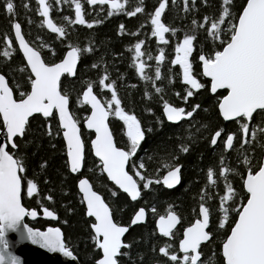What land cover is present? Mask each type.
<instances>
[{
	"label": "snow or ice",
	"instance_id": "obj_1",
	"mask_svg": "<svg viewBox=\"0 0 264 264\" xmlns=\"http://www.w3.org/2000/svg\"><path fill=\"white\" fill-rule=\"evenodd\" d=\"M86 2L89 6L110 4L108 16L115 11L139 20L137 14H140L144 17V24L150 26V36L165 45H168L166 33L170 34L169 39H176L170 64L179 66L178 75L184 87L177 96L188 104L184 108L165 101L162 112L168 122H180L182 117L192 118L194 113L199 114L197 110L200 105L190 102L189 98L199 95L194 90L202 89L216 96L214 108L218 122L207 141L210 147H222L228 152L237 146L251 145L254 140L264 142V0H239V3L236 0H218L217 11L213 15H203L199 22L195 18L198 12L196 0H181V18L190 19L192 26L190 31L183 33L182 38L179 37L180 30L166 23L169 16L177 11L176 0H169L167 4L166 0H156L151 10L143 4V0L135 5L118 3L117 0ZM35 3V11L42 18L41 24L58 37H67L66 28L73 24H87L91 28L92 24L100 23L99 20H85L80 0H50L48 3L46 0H35ZM203 3L204 0H201ZM61 5L74 8V18L61 13L64 23L58 24L50 18V10L61 12ZM28 7L25 2L23 8ZM0 11L10 21L8 31L0 34V48L3 49L0 55L12 58L16 52L22 53L21 67L17 72L21 78L26 77L22 88L15 77L9 79V73L0 72V248H9L8 234L15 232L20 240L29 241L48 252H58L70 258L72 264H81L79 251L71 246V242L65 243L60 228L50 227L40 231L24 222L26 216H37L36 210L22 204V194L26 188V196L32 197L37 188L33 179L28 178V160L23 150L31 143L28 137L33 121L39 120L49 143L62 133L66 153L64 167L72 174H79L78 192L87 217L85 239L89 252L84 264H136L132 257L135 242L124 237L132 225L144 220L145 208L140 207L135 212L130 224H122L117 217L118 209L112 207L111 202L113 198L119 200L117 194L121 190L132 201H137L141 197V189H149L153 183L140 171L145 167L141 155L145 150L141 148V142L146 133L152 132V128L144 127L137 115L122 107L115 82L107 75H100L95 82L86 80L74 101L77 105L90 106V114L84 116L82 126L94 131L90 151L96 159L86 160L85 142L82 140L84 133L78 127L79 119L70 112V94L67 86L62 87L61 77H72L81 54L92 49L68 44L66 51L61 47L58 49L60 55L46 59L40 47L30 45L25 38L24 25L17 19L14 0H0ZM32 23L29 18L27 24ZM140 27L143 28V24ZM196 29H201L205 33L204 39L210 42L207 50L203 44L196 47L199 39ZM118 31L135 37V43L129 48L135 73L141 79L153 81V77L144 75L145 68L149 67L144 59L146 57L147 61L156 62L154 77L162 78L160 62L165 60V56L142 51L145 39L126 31L124 25H120ZM157 49L159 53L165 51L159 43ZM49 51L53 52L52 49ZM194 65L198 72L194 70ZM91 67L96 68L97 65L94 63ZM168 72H171L170 68ZM198 76L207 80L202 82ZM76 79L79 80V77ZM95 88L101 91L107 89L110 97L103 98L95 92ZM218 90L221 91L218 93ZM161 91L160 87H155L156 93ZM110 116L122 122L120 131L126 137L122 144L114 141V135L119 133L116 129L110 131ZM224 122H230L232 128L221 127ZM261 147H264V143H261ZM179 151L187 153L189 148L181 145ZM171 160V163L163 165L164 171L156 176L155 185L162 183L171 189L180 183L182 165L176 157H171ZM251 160L252 157L243 152L237 157L243 169L238 173L242 181L241 192H237L227 180L228 174H237V169L226 167L223 156L216 171L211 167L207 169L205 187L199 191L196 218L186 227L180 225L182 233L176 227L180 219L177 214L169 211L166 216H159L155 227L168 240L162 245L153 246L158 256L157 264H208L201 256L207 244L213 243L218 236L219 264H264V153L255 165ZM88 162L106 173L115 191L106 188L102 196L99 190L93 189L89 179L83 178L85 173L81 172L82 166ZM88 171L91 172L92 168H88ZM220 181H223L222 185L218 183ZM209 188L219 191L213 196L211 191L206 190ZM206 198L218 201L215 212L211 206H205ZM43 215L56 218L55 213L47 208ZM210 216L214 217L212 227L209 226ZM0 264H9L4 252H0ZM11 264H21V261L14 258Z\"/></svg>",
	"mask_w": 264,
	"mask_h": 264
},
{
	"label": "trees",
	"instance_id": "obj_2",
	"mask_svg": "<svg viewBox=\"0 0 264 264\" xmlns=\"http://www.w3.org/2000/svg\"><path fill=\"white\" fill-rule=\"evenodd\" d=\"M120 3H130L135 5L140 0H119ZM17 6V19L24 25L25 38L30 45L40 47L42 54L46 59H52L53 55H60L59 48L67 50L68 44L92 49L89 52L82 53L79 58L74 77H62V87L67 86L70 94V110L71 113L80 121L82 140L85 142L84 153L88 160H95L90 151V139L93 134L82 126L84 116L89 114V108L86 105H77L74 103L77 94L81 92V87L84 81H97L100 75H107L111 81H114V87L118 97L122 101V107L132 111L137 118L141 120L144 127L152 128L151 133H146L145 139L141 143V148L145 151L141 153L145 164L144 169H141V174L146 178H150L153 183L149 189H141V197L136 202L130 199L123 193L118 192L119 200L113 198L111 206L118 209L117 217L124 224H130L131 217L140 207H144L147 219L145 224L135 226L129 229L125 240L134 241L132 252L133 260L136 264H157L158 256L153 251L154 245H162L168 238L158 234L155 227L157 218L161 215H167L169 211L177 214L179 226H187L193 220L195 213L198 212L199 191L205 187L206 172L209 167L216 171L220 166V157H224V165L226 167H235L237 174H228L227 180L232 183L237 192H241V184L239 171H242V164L237 162V157L240 153L250 155L252 164L255 165L262 153L264 147L261 143L254 140L251 145H244L242 148L237 146L236 149H230L225 152L222 147H210L207 143L213 126L217 124L215 115V99L216 96L204 90H194L199 92V95H194L189 98V101L200 105L197 110L199 114L194 113L192 118L176 124H170L164 119L162 105L165 101L170 102L173 106L187 108L188 102L181 100L177 93L183 90V81L178 75V65H171L170 59L174 56V45L176 39H169L170 34H165V39H168V45L158 42L155 37L150 36V26L144 24V17L140 14L139 20L136 17H126L119 12L113 11V15L108 16L109 7L107 5L89 6L86 0H80L82 4V16L86 21L99 20L100 23L92 24L89 28L87 24H73L70 28H66L67 37H58L56 34L50 33L45 26L41 24V17L35 11V0H14ZM27 2L28 9L23 8V4ZM50 0H46V3ZM169 0H166V4ZM156 0H143V4L151 10V5H154ZM198 12L195 18L201 20L203 15H213L218 8V0H196ZM239 3V0H236ZM177 11L169 16L166 23L172 24L179 31V37L182 38L185 31H190L192 26L190 19L181 18L182 13H179V5L181 0H176ZM167 11V8H166ZM61 13L74 18V8L68 9L61 5V12H56L55 9L50 10V18L55 23H64ZM31 19L32 24H27V20ZM162 22L163 14H162ZM10 21L6 14L0 11V34L8 31ZM143 24V28L140 25ZM120 25H124L126 31H131L145 39V45H142V51H151L153 55L161 54L165 56V60L160 62L162 78L154 77L155 61H147L149 67L144 70V75L153 77V81L141 79L132 66V53L129 48L135 43V37H129L126 34L119 33ZM196 35L199 37L196 42V47L203 44L205 49L209 45V41L204 39L205 33L201 29H196ZM64 43L61 44L60 41ZM165 49L164 53H159L157 45ZM219 43V41H217ZM47 45L48 47H44ZM171 45V47H169ZM196 47L193 49V54L196 52ZM49 49L53 52L50 53ZM3 49L0 48V52ZM21 53H14L12 58H5L0 55V72L9 73V79L15 77L16 82L20 83L23 88V82L26 77L21 78L17 69L21 67ZM97 67H91L93 64ZM171 72H168V69ZM106 70V71H105ZM194 70L199 71L194 65ZM121 76L123 78L121 79ZM79 77V80L76 78ZM202 82L205 78L199 77ZM69 81L74 83L69 84ZM108 82V81H106ZM160 87V93L155 92V87ZM95 92L103 98H109L110 93L107 89L102 91L95 88ZM147 93V95H145ZM219 93V92H218ZM151 109V111H147ZM255 115V114H254ZM222 119V118H221ZM110 129H116L119 133L114 135V141L123 143V132L120 131L121 121L110 116ZM258 122V121H257ZM221 127L232 128V124L224 122ZM40 121H33V128L28 137L31 140L24 147V155L28 160V178L33 179L36 183V192L32 197L26 196V188L24 189L22 203L26 204L32 210H36L40 215L38 219L32 221L26 219L31 227L45 231L50 227L60 228L63 234L65 243L71 242V246L75 247L80 253L81 264L86 261L88 252V242L85 239L87 227L84 215V206L80 203V194L77 190L79 174L70 173L65 167L66 153L63 149L62 133L55 137L49 143V138L45 136L41 130ZM54 145V147H53ZM181 145H187L189 151L187 153L180 152ZM140 152V149L138 150ZM171 157H176L182 165V179L180 185L173 190H167L161 184L155 185L156 176L163 171V165L171 163ZM242 160V156L240 157ZM88 168H92L89 172ZM86 178L93 185L94 190H99L102 194L106 188L113 186L107 179L104 173L100 172L98 167L88 162L82 166V171ZM215 178V177H214ZM221 185L223 181L218 182ZM211 191L213 196L219 189H206ZM222 194V193H221ZM239 199V197H238ZM106 202H108L106 200ZM205 206H211L215 212L217 210L218 201L215 199H205ZM47 208L53 211L56 215V220L48 221L41 218L43 210ZM72 209L68 211V209ZM154 210V211H153ZM214 217L210 216V227ZM231 216L229 217V220ZM227 226V222H226ZM182 228H180V232ZM222 231V230H221ZM220 237L218 236L211 244L203 251V259L207 260L208 264H219L220 254L217 251ZM75 254V253H74ZM131 264V262H129Z\"/></svg>",
	"mask_w": 264,
	"mask_h": 264
},
{
	"label": "water",
	"instance_id": "obj_3",
	"mask_svg": "<svg viewBox=\"0 0 264 264\" xmlns=\"http://www.w3.org/2000/svg\"><path fill=\"white\" fill-rule=\"evenodd\" d=\"M96 5H99V4H96ZM106 5L110 8L111 5L110 4H107ZM91 6H95V5H91ZM46 27V26H45ZM46 29L52 33L50 31V29H48L46 27ZM54 34V33H53ZM18 47V46H17ZM22 55V53H21ZM79 64V59H78V62H77V66ZM77 69V68H76ZM76 72V70H75ZM75 72H74V75L72 77L75 76ZM63 77V76H62ZM61 77V78H62ZM207 80V78H205ZM221 91V90H218V92ZM89 108V114H90V106H87ZM71 112V110H70ZM36 115V114H34ZM188 118V117H187ZM182 119V118H181ZM168 122V121H167ZM181 122V121H180ZM180 122H169L170 124H178ZM226 123H229V122H226ZM78 127H80L78 125ZM110 128V126H109ZM81 130V129H80ZM87 130V129H86ZM89 132H91L93 134V138H94V131L93 130H88ZM111 131V129H110ZM89 145H90V142H89ZM93 157H94V153H92ZM95 158V157H94ZM96 159V158H95ZM81 171H82V168H81ZM105 176L107 177L106 173H104ZM83 178H86V177H83ZM109 181V180H108ZM90 182V181H89ZM111 184L112 182L109 181ZM91 184V183H90ZM113 185V184H112ZM180 185V183L174 185L171 189L167 188L166 186H164L167 190H173V189H176L178 186ZM114 186V185H113ZM77 188H78V183H77ZM122 192V190L120 191ZM123 193V192H122ZM126 196L127 194L124 193ZM130 200L131 198L128 197ZM132 201V200H131ZM23 204V203H22ZM44 211V210H43ZM56 216V215H55ZM43 219H46V220H54L50 217H45L43 215V212H42V216H41ZM26 218H29V217H25L24 218V222L26 223ZM38 219V214L35 218L33 217H30V220H36ZM158 219V218H157ZM145 220H146V212H145V218L143 221H138L136 225H132V227L134 226H137V225H142L145 223ZM179 225V220H178V223L176 225V227H178ZM31 227V226H30ZM207 230V229H206ZM158 234L161 235L159 233V231L157 230ZM127 233H125L126 235ZM61 235H62V232H61ZM162 236V235H161ZM62 239H63V236H62ZM8 242H9V248L7 250H4L2 248H0V252H4L9 264H11L12 260L15 258L17 261L20 259L21 261V264H72L71 262V259L68 258L67 260L63 261L62 259V255L58 252L56 253H52V252H48L46 249H43L41 247H39L38 245H33L31 242L29 241H25V240H20L18 239V234L15 233V232H10L8 234ZM203 243H207V242H203Z\"/></svg>",
	"mask_w": 264,
	"mask_h": 264
},
{
	"label": "bare ground",
	"instance_id": "obj_4",
	"mask_svg": "<svg viewBox=\"0 0 264 264\" xmlns=\"http://www.w3.org/2000/svg\"><path fill=\"white\" fill-rule=\"evenodd\" d=\"M165 118V117H164ZM166 119V118H165ZM189 118H187V117H182V119H181V122L182 121H184V120H188ZM167 121V120H166ZM161 185L164 187V185L161 183ZM165 188V187H164ZM77 190H78V188H77ZM122 193V192H121ZM124 194V193H123ZM139 199V197L137 198V200ZM131 201V200H130ZM132 202H136V201H132ZM146 212V211H145ZM38 214V213H37ZM40 215L38 214V217H39ZM42 218V217H41ZM27 219V218H26ZM28 219H30V217L28 218ZM43 219V218H42ZM146 219H147V214H146ZM44 220H46V219H44ZM54 220H56V218L54 219ZM54 220H48V221H54ZM26 221V220H25ZM32 221H34V220H32ZM145 222H146V220H145ZM145 224V223H144ZM30 226V225H29ZM138 226V225H137ZM135 227V226H134ZM130 228H133L132 226L130 227ZM129 228V229H130ZM41 231V230H40ZM128 232H129V230H128ZM128 232H127V234H128ZM127 234L125 235V237L127 236ZM62 236H63V234H62ZM125 237H124V239H125ZM204 244H206V243H204ZM62 259H63V261H65V260H67L68 258H66V257H64L63 255H62Z\"/></svg>",
	"mask_w": 264,
	"mask_h": 264
},
{
	"label": "flooded vegetation",
	"instance_id": "obj_5",
	"mask_svg": "<svg viewBox=\"0 0 264 264\" xmlns=\"http://www.w3.org/2000/svg\"><path fill=\"white\" fill-rule=\"evenodd\" d=\"M117 2L120 3L119 0H117ZM105 5H106V4H105ZM117 119H118V118H117ZM164 119H165V118H164ZM118 120H119V119H118ZM165 120H166V119H165ZM184 121H186V120H184ZM121 124H122V122H121ZM123 138H124V140H126V137L123 136ZM218 140H219V138H218ZM229 150H230V149H229ZM229 150H228V151H229ZM148 179H150V178H148ZM149 186H150V185H149ZM210 224H211V222L209 223V226H210ZM178 226H179V225H178ZM181 233H182V231H181ZM202 256H203V254H202ZM202 256H201V259H203Z\"/></svg>",
	"mask_w": 264,
	"mask_h": 264
},
{
	"label": "rangeland",
	"instance_id": "obj_6",
	"mask_svg": "<svg viewBox=\"0 0 264 264\" xmlns=\"http://www.w3.org/2000/svg\"><path fill=\"white\" fill-rule=\"evenodd\" d=\"M114 117V116H113ZM115 119H117V117H114ZM179 124V123H178ZM142 143V142H141ZM138 150H139V148H138Z\"/></svg>",
	"mask_w": 264,
	"mask_h": 264
}]
</instances>
